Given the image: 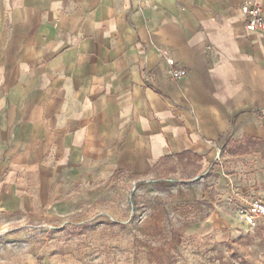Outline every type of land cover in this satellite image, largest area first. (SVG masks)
I'll list each match as a JSON object with an SVG mask.
<instances>
[{"label":"crops","instance_id":"0c3cea01","mask_svg":"<svg viewBox=\"0 0 264 264\" xmlns=\"http://www.w3.org/2000/svg\"><path fill=\"white\" fill-rule=\"evenodd\" d=\"M254 2L0 0V214L69 217L117 173L207 170L231 140H264Z\"/></svg>","mask_w":264,"mask_h":264},{"label":"rangeland","instance_id":"374dc122","mask_svg":"<svg viewBox=\"0 0 264 264\" xmlns=\"http://www.w3.org/2000/svg\"><path fill=\"white\" fill-rule=\"evenodd\" d=\"M247 163L227 147L207 170L100 180L69 217L0 214V264H264V216H243L264 199V165Z\"/></svg>","mask_w":264,"mask_h":264},{"label":"built area","instance_id":"2783aa9c","mask_svg":"<svg viewBox=\"0 0 264 264\" xmlns=\"http://www.w3.org/2000/svg\"><path fill=\"white\" fill-rule=\"evenodd\" d=\"M247 13V27L251 30H258L264 32V5L259 2H254L246 6ZM186 71L183 68L175 67L172 70V75L175 77H182ZM244 219L251 226H255L257 218L264 216V199L253 198L248 207L243 212Z\"/></svg>","mask_w":264,"mask_h":264},{"label":"trees","instance_id":"16d2710c","mask_svg":"<svg viewBox=\"0 0 264 264\" xmlns=\"http://www.w3.org/2000/svg\"><path fill=\"white\" fill-rule=\"evenodd\" d=\"M264 145V140L255 138L253 136L245 137L243 142H237L229 148L230 153L233 155L246 154L250 150H255L258 146ZM186 153H181L179 156L182 158Z\"/></svg>","mask_w":264,"mask_h":264}]
</instances>
